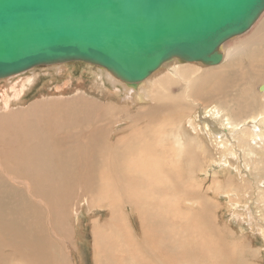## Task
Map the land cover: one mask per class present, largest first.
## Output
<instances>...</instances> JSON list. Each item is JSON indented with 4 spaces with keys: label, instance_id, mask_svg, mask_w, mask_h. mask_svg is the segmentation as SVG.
Instances as JSON below:
<instances>
[{
    "label": "rangeland",
    "instance_id": "obj_1",
    "mask_svg": "<svg viewBox=\"0 0 264 264\" xmlns=\"http://www.w3.org/2000/svg\"><path fill=\"white\" fill-rule=\"evenodd\" d=\"M263 18L264 13L249 31L226 42L224 48L226 50L225 58H227H224L223 63L218 66L208 67L194 62L180 63V61H176L177 59L164 64L147 79L149 81H147L145 91L149 98H144L143 102L137 101L138 103H134L130 96L127 97L128 95L125 92L136 91V89L124 87L122 81H112L111 76L109 80L107 78V74H111L109 71L80 62L56 64L57 66L46 65L0 79V84H3L7 80L15 82L20 78L38 76L37 81H33L32 87L27 89L22 100L14 103L8 113L34 109L40 119L44 117L48 122L50 118L55 119L54 123L49 122L48 124H43L41 120L42 130L45 127L49 133L52 130L62 131L59 129V118L64 106H70L80 114L88 113L89 117L96 119L98 118L92 110L90 111V108H95L96 113L99 112L101 115H103L102 111L105 109L104 114L107 116V120L96 122L99 125L107 124L105 127L107 139L109 140L112 135V142L108 143L109 147H116V143L123 138L126 141L128 140V142L125 140L122 142L121 145L124 147L129 149L145 147L143 150H134L137 155H132L131 163L127 162L128 166L118 167L124 175H127L128 172H139L138 183H131L133 184L131 185L123 182L121 186L116 183L100 184V189L102 188L106 192L108 187L109 190L107 191L117 200L107 196L102 198L96 195L97 191L88 193L87 196L93 201L94 205H98L99 200L104 202V206L98 205L101 207V211H98V213L87 207L89 205L88 200L81 202L79 206L76 205L78 197H74L70 202L72 205H69L68 208L71 217L68 222L75 229L72 239L73 241L76 240L77 246L75 250H71V253L67 252L70 264H96L95 261L99 256L101 260L103 259V252L102 250L99 252V245L96 241L95 228L97 223L106 225L110 217H113L114 212L111 210L109 203H112V207L115 209L122 208L124 210V218L133 227L130 229L135 230L134 236L138 239V242L143 240L141 239V236L144 235L143 231L150 234L149 237L147 236L148 242L145 243L147 248H155L151 246L152 237L157 239L155 241L157 247L159 244L163 246L164 241L161 233L165 231L167 235L171 231L172 223L175 222L177 224L175 225L176 234L182 237L186 236V239L191 240L192 238L187 236H195V232L198 227H201L202 221L198 214L199 211H197L201 210L200 202L197 198H192L195 192L202 193L207 201L209 200L205 204V210L208 212L206 217L208 216L209 221H204L207 227L211 226L215 231L211 235L214 238H223V243L227 241L229 245L231 244L232 249L239 256L243 255L245 257L246 264H264V232H262L264 231V202L260 201L264 199V190L262 191L264 186L258 189V183L262 179V182H264V142L263 140L256 142L257 145L253 140L254 136L248 137L247 134L244 137L243 129L245 127L243 125V128L231 129L225 121L226 118H230L234 119L235 123H243L246 121L245 119L249 120L253 117L258 119L261 117L260 114H264V92L258 88L264 84V46L260 42H249L251 37L262 27L260 25V28H258ZM242 41L244 44L241 43ZM230 65L232 71L227 70ZM184 67L189 70H182ZM61 68L62 72H60ZM205 70L220 72V75L231 72V78L235 79V83H237L235 89H232L231 83L227 86L226 79L216 83L218 86H222L223 90L210 87L212 82L201 85L203 80H207V77L201 76ZM211 79L215 78L211 76L209 80ZM187 85L190 87L188 88ZM113 91L116 93L112 94ZM152 93L159 99H154ZM70 100L72 103L67 104ZM154 101L156 103L158 101L160 103L164 102V104H169L171 107L162 110L158 116L156 113L152 114L149 120L148 118L145 119L146 121L143 119L140 121L139 119L135 122L134 119H137V116H143L145 112H149L150 107L156 104ZM90 103H97L98 105L90 107ZM247 103H250L248 104L249 107ZM214 107H219L221 115L217 114L218 111ZM5 108L0 106L1 119L7 113L2 112ZM212 111L217 115H212ZM150 112L154 113V111ZM136 114L138 115L136 116ZM24 116L20 113L19 120L16 122L23 125L25 119H28ZM67 116L64 118L65 121H67ZM214 116H217L218 119ZM74 119L76 120V118ZM209 120L216 122L220 130H226V127H228L227 131L229 133L227 132L226 137L220 138L215 134L211 136L214 132L210 128ZM15 127L9 122L7 126H4L3 122L0 121L1 135L3 133L14 135L17 132L14 130ZM207 133H210L209 136H207ZM134 136L137 140L133 138ZM132 139H135L136 142H130ZM244 141L249 145H243L242 142ZM144 142L146 145L143 144ZM243 147L248 153L247 151L244 152ZM250 147L253 151L261 153L260 156L262 155L261 160L263 163L261 161V163L255 164V167L258 168L256 170L252 168V164L248 165L249 167L245 165L249 160ZM231 149H233V153ZM152 151L154 153H151ZM13 157L14 154L9 153V158ZM255 157L257 158V156ZM147 165H149L148 168ZM146 171L151 174L149 176L147 172L148 179L151 180L150 177H154L152 181L149 180L148 183L144 184L147 181L142 174ZM142 179H145V182ZM256 181L258 183H255ZM174 186H176L175 189ZM251 187L254 188L251 189ZM249 192V198H246ZM115 193H118L117 196H115ZM128 198H133L138 203L140 208L138 216L136 213L131 212L129 208L124 209L119 206L121 200L124 199L125 201ZM148 201H151L150 204ZM250 201L253 202L251 203L256 211L251 212L246 209ZM82 205H84V208H81ZM167 206L169 213L160 212L166 210ZM73 211H80V213L77 217H74L72 216ZM142 213L146 217H142L141 222L139 215H143ZM167 214H170L171 217ZM116 216L118 215L115 214ZM93 220L94 223L92 224ZM131 237L128 240H132L133 237ZM107 255L113 257L118 253L115 254V252L104 249V258Z\"/></svg>",
    "mask_w": 264,
    "mask_h": 264
},
{
    "label": "bare ground",
    "instance_id": "obj_2",
    "mask_svg": "<svg viewBox=\"0 0 264 264\" xmlns=\"http://www.w3.org/2000/svg\"><path fill=\"white\" fill-rule=\"evenodd\" d=\"M262 21L260 22L258 28H260V25L262 27L251 37L249 42H260L264 46V18ZM240 35H237L235 37H238ZM226 42L222 45L224 58L226 56V50L224 48ZM241 43H243V41ZM176 61H180V63L189 62L181 61L178 59ZM193 62L210 67V65H205L200 61ZM221 63H223V61ZM179 70L180 68L178 69V72ZM182 70L185 71L189 69H186L184 67V69ZM227 70L232 71L231 65ZM60 72H62V68ZM219 73L220 72L212 70H205V72L201 76L207 77V80H203L201 85L212 82L211 85L209 84L210 87L217 90H223L224 88L222 86H218L216 83H218V81H225L226 79L227 86H229V83H231L230 86H232V89H235L237 83H235V79L231 78V72L221 75ZM108 75L109 74H107V78H109V80L111 76L114 79H111L112 81H121L112 73L109 76ZM151 75L149 77H151ZM211 76L215 79L209 80ZM31 78H20L15 82H12V80H7L3 84H0V106L6 107L2 112H7L3 115L4 118H0V121L3 122L4 126H7L8 122L11 123L12 125L16 126L14 130L17 131L14 135H6L5 133L1 135L0 133V264H70L67 252L71 253V250H75L77 248L76 240L73 241L72 239L75 229L74 227L72 228L70 222H68L71 217L70 209L68 208L69 205H72L70 204V202L74 197H78V202L76 203V205L79 206L81 202H85L86 200H88L87 202H89V205H87V207L90 210L93 209V212L95 211L96 213H98V211H101V207L99 206H104V202H100L99 200V206L94 205L93 201L87 196L88 193L97 191L96 195L102 198H104V196H107L112 198L113 200H117V198H113V195H111L110 192L107 191L109 190L108 187L106 189V192L104 189H100V184L104 185L108 183H116L117 185L121 186L123 182H126L128 184L138 183L137 177L140 178L139 172L134 171V173H129L127 170H125L128 172V174L124 175L122 172H120L118 167L122 165H124L125 167L128 166L127 162L131 163L132 155H137L136 151L134 150H143V148L145 147L133 149L124 147L121 145L124 140L126 141V139H124L123 137V139L119 140L118 143H116V147H109L108 143L111 141L112 135L108 140L105 133V127L107 124L99 125L96 122L107 120V116H105L104 114L105 109H103V115H101L99 112L96 113V110H94L95 108H90V111L92 110L95 116L98 118L96 119L93 117H89L90 115L88 113L80 114L79 112L73 110L70 106H64V108H62L61 110V116L59 118V129L62 131L52 130L50 131V133L47 132L45 127H43L44 130L41 129V120L43 124H48L49 122L54 123V118H50L49 122L44 117L43 119H40L38 113H36L34 109L8 113V111L13 107L12 105L14 103L22 100L23 95L26 93L27 89L29 87H32L31 85L37 81L38 76L34 75ZM147 79L139 82L137 88H135L136 91H130L128 93L125 92V94L128 95L127 97L130 96L134 103H138L137 101L143 102L144 98L148 97L145 91L148 83L147 81H149ZM27 82H29V84H27ZM122 82L124 87L130 88L127 83H125L124 81ZM187 87L189 88L190 86L187 85ZM258 88L260 91L264 92V84L260 85ZM114 91L111 93L115 94L116 92ZM154 94L156 93L154 92ZM154 94H151L153 98L155 97ZM154 99L157 98L155 97ZM68 103H72V101L70 100V102L68 101L67 104ZM250 103H247V105ZM95 104L90 103V107H96L98 105L97 103ZM170 107L171 105L164 104V102L160 103L158 101V103L150 107L149 112H145V115L137 116L138 114H136L138 118L134 119V121L136 122V120L139 119L140 121H142V119L145 120L147 118L149 120L152 114L156 113V115L158 116L161 114L160 112H162V110L166 108L170 109ZM214 108L218 111L217 114L221 115V112L218 109L219 107ZM150 111H154V113ZM20 113L24 114V117L28 118L25 119L23 125L16 122L19 120L18 116ZM214 114L216 113L212 111V115ZM66 116L67 121L64 120ZM260 116L261 117H259L258 119L255 117L249 120L245 119L246 121L243 123H235L233 121L234 119L232 120L230 118H226L225 121H227L226 124L231 129H240L243 125L245 127V129H243V132L245 134L244 137L247 134L248 137L254 136L253 140L255 143L261 140H263L264 142V114H260ZM74 118H76V120ZM214 118H217V116H214ZM209 122L211 124L210 128L213 129L214 132L211 134V136L215 134L220 138H223L226 137V135L229 133L227 131L228 127L223 126L226 127V130H220V127H217L216 122H212L210 120ZM6 128L7 127H5V129ZM7 130L9 129L7 128ZM231 131L233 132L234 130ZM209 134L210 133H207V136H209ZM133 138H135V136ZM134 140L132 139L130 140V142H133ZM126 142H128V140ZM126 142L124 143L126 144ZM135 142L136 141H134L133 143ZM143 144L146 145L145 142ZM242 144L246 146L249 145L246 143V141L242 142ZM256 144L258 145V143ZM249 149V156L247 154L249 160H247V163L245 165L249 167L248 165L252 164V168L256 170L257 167H255V164L261 163L262 155L260 156L261 153L253 151L251 147ZM235 150L238 151L237 149ZM243 150L244 152L247 151L244 147ZM231 152L233 153V149H231ZM9 153H13L14 157L10 159ZM151 153L154 152L152 151ZM254 155L257 156V158ZM148 167L149 165H147V168ZM167 170L169 171V169ZM147 172L148 171H146L144 174L141 173L142 176L146 177L147 182H145V179H142L145 182L144 184L148 183L150 180L148 179V177L151 174L150 172H148V176ZM153 177H150V181H152ZM262 180L259 183L257 181L255 182L259 184L258 189H261V187L264 186V182H262ZM173 188L175 189L176 186H174ZM252 188L254 187H251V189ZM263 190L264 188H262V191ZM117 194L118 193H115V196H117ZM249 195L250 192L247 194L246 198H249ZM192 198H197L201 206V210H197L199 211V216L202 218L200 225L201 227H198L197 231L195 232L196 235L187 236L188 238H192L190 240L186 239V236L182 237L179 234H176L177 230L175 228V225L177 224L174 221L175 223H172L171 231L167 235L165 231L161 233L164 241L163 246L159 244V246L157 247V242L155 243L157 239H154V237L151 236V246L155 247L152 249L145 246V243H147L149 240L148 237L150 236V234L148 232L146 234V231H143L144 235L141 236V239L143 240L142 242H138V239L134 236L135 230L133 231L132 229H130L133 227H131V225L126 222V219L124 218V210L122 208L115 209L112 207V203H109V205L111 206V210L114 212L113 217H110V220L106 225L97 223L95 228V237L99 245V252L101 250L103 252V259L101 260L99 256L96 259L95 263L246 264L245 257H243V255L239 256L238 253L232 249L231 244L229 245L227 241L226 243H223V238H214V236L211 235L212 232L215 231L211 226L207 227V224L204 221H209L208 216L206 217V214L208 212L205 210V204L209 200L207 201V198H205L202 193L197 192L194 193ZM260 201L264 202V199H261ZM150 202L148 201L149 204ZM251 202L252 201H250V204L246 206V209L251 212L256 211V208L252 204L253 202ZM119 206L123 207L124 209L129 208L131 212L136 213L137 216L138 214H140L138 203L133 198H128V200L125 201L124 199L121 200ZM81 208H84V205H82ZM162 209H164V207H162ZM167 210L168 206L166 210L164 209V211L160 212L169 213ZM79 213L80 211H73L72 216L77 217ZM115 214H117L118 216L115 217ZM170 214L167 215L169 216ZM144 216L146 217V215L144 214L139 215L140 221ZM93 223L94 220L92 224ZM130 236L133 237H131L132 240H128ZM127 240L129 241V243H127ZM104 249L110 252H115V254L118 253L119 256L116 255L111 257L107 255V257L104 258Z\"/></svg>",
    "mask_w": 264,
    "mask_h": 264
},
{
    "label": "water",
    "instance_id": "obj_3",
    "mask_svg": "<svg viewBox=\"0 0 264 264\" xmlns=\"http://www.w3.org/2000/svg\"><path fill=\"white\" fill-rule=\"evenodd\" d=\"M264 0H0V79L80 62L137 88L177 58L219 65Z\"/></svg>",
    "mask_w": 264,
    "mask_h": 264
}]
</instances>
